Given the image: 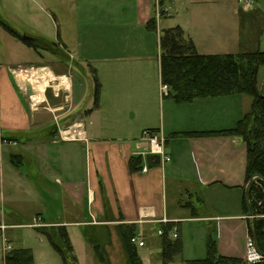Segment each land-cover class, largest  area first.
I'll return each instance as SVG.
<instances>
[{
  "label": "crops",
  "instance_id": "0c3cea01",
  "mask_svg": "<svg viewBox=\"0 0 264 264\" xmlns=\"http://www.w3.org/2000/svg\"><path fill=\"white\" fill-rule=\"evenodd\" d=\"M98 1L99 4L105 2L104 9H112L110 6L115 5L136 8L137 24L142 27L151 19L161 21L157 16L158 19L153 18L154 0ZM213 2L192 0L189 4L193 6H184L174 17L175 25L200 54H205L200 52L202 41L212 40L213 30H217L212 12L205 14V11L217 6L194 5H211ZM168 8L167 16L171 19L172 6ZM241 10L249 12V9ZM10 26L19 33L14 25ZM172 27L175 26L167 28ZM242 30L239 20L235 28L238 43H241ZM103 33L104 42L114 34H109L108 30ZM26 35L35 40L43 39L38 34ZM57 40L60 48H68L62 38ZM21 45L32 49L41 59L36 49L0 26L1 202L6 195L8 200L9 195L15 194L18 197L13 198L16 197L17 202L22 194L36 201L35 218H40L45 225L64 226L72 246L69 228L81 230L92 251L88 239L103 232L106 238L109 237L103 247L111 264H119L111 246L120 254L121 264H126L118 233V227L123 226L131 227L145 241V247L141 249L151 252L146 257L148 264H184L186 260L203 258L213 230L219 255L246 259L249 231L242 199L246 186L247 150L240 136L223 133L234 128L249 111L251 101L246 94L196 97L179 102L170 93L169 86L162 82L161 52L152 55L151 51L127 53L117 50L106 51L97 60L92 55L83 56L87 60L83 74L85 76L87 67L91 75L90 78L87 76L91 82L89 91L93 94L90 109L81 111L80 115L74 114V108L60 110L63 103L56 102L59 90L64 88L61 80L67 85L64 89L71 107L72 103L79 106L86 89L75 92L70 71L54 72L43 67L38 69L49 73V82L55 80L58 84L51 95L43 92L39 104L45 102V106L52 105L53 109L44 106L32 111L20 86L24 82L19 78L26 71H16L25 63H18V58L9 55ZM143 47L141 44L136 46ZM240 51L243 49L236 53ZM90 62L96 63V68ZM95 80L99 85L97 106L94 103ZM162 85L167 86L166 95L161 93ZM29 88L28 94L32 92ZM42 109H49L52 119L56 120L58 127H53L55 122H52V133L45 125V118L33 114L44 111ZM55 109L57 111L53 112ZM76 115L77 120H74ZM65 123L67 126L63 127ZM69 128L73 129V136L64 137L62 131ZM145 129H157L164 138L167 161L155 155H139L141 151L136 143ZM190 132L199 134H186ZM4 153L8 159H4ZM136 156L141 157L145 172L130 168L129 161ZM230 191L238 192V201L220 200L222 209H217V205L212 204V194ZM162 219L167 223L163 224ZM0 224L5 229L21 226L6 223L1 215ZM173 227L179 232L181 253L165 263L157 231ZM4 236L13 249L10 238ZM3 258L4 255L2 263Z\"/></svg>",
  "mask_w": 264,
  "mask_h": 264
},
{
  "label": "rangeland",
  "instance_id": "374dc122",
  "mask_svg": "<svg viewBox=\"0 0 264 264\" xmlns=\"http://www.w3.org/2000/svg\"><path fill=\"white\" fill-rule=\"evenodd\" d=\"M190 1L192 0H154L153 18H161V21L156 22L154 19H151L154 20V24L150 20L142 27L137 24L138 14L136 8L134 9L129 5H124V7L122 5H115L110 6L112 9H104L105 2L99 4L98 0H0V17L5 22L14 25L22 35L26 33L38 34L43 39L54 43H38L39 47L35 49L41 54V59H38V55L32 49L22 45V47H19L20 49H13V53H9L13 59L18 58V63H25L22 67L16 68V71H26L19 79L21 82H24L20 86L24 91L30 109L35 111L47 105L43 102L42 104L33 106L30 94H28V88H31L34 83L29 78V73L34 72L31 69L43 67L52 69L54 72L70 71L74 79L75 92H81V88L86 89L83 101L76 107L73 103L71 107L65 89L59 90L56 104L61 105L63 103L60 110L71 111L74 108V114L80 115L81 111L90 109L93 106V94L89 91L91 82H89L87 76L90 78L91 75L87 67L85 72L86 77L83 74L82 69H84L83 67L87 63L86 57L84 58L83 56L92 55L97 60L104 52H118L117 50L122 52L127 51V53L151 51L152 55L158 54L160 52L158 45L160 46L162 29L168 26H176L174 22L176 13H180V10L184 6H193L189 4ZM168 6H172V10L170 11L171 19L167 16ZM194 6H217L205 11V14L212 12L211 18L216 23L217 30H213L214 34L210 37L212 40L209 42L202 41L200 52L205 54L232 52L234 54L240 48L244 52L254 50L264 52V0H214L211 5L199 3V5ZM243 8L249 9V12H243L241 10ZM212 9L214 10L212 11ZM180 19L183 20V18ZM239 20L241 21V27H243L241 43L240 41L239 43L235 41V28H237ZM107 30L109 34L113 32L114 34L108 37V42H104L106 40L102 41L101 37L105 34L103 31L106 32ZM4 36L5 39L8 38L7 35ZM58 37L59 39H63L68 48H60L57 40ZM138 42H141L139 44L144 47L136 48L139 45ZM8 47H10V44ZM108 47L109 49H107ZM14 52L17 53L15 54ZM90 64L95 68L97 66L96 63L90 62ZM81 82L83 83V87L81 86ZM257 82L258 90H260L264 82V65H261L258 69ZM56 84L58 83L54 80L49 82L48 86L44 88L47 96L52 94V90H55L54 86ZM246 96L252 102L251 97ZM45 107L53 109L52 105ZM42 110L44 111L33 114L43 116L45 118V125L49 127V131L52 133L53 127H58L56 120L55 118L52 119V113L49 109ZM55 111L57 110L55 109L53 112ZM76 117L77 115L74 117V120H77ZM52 122H55L53 127ZM66 126V123L63 124V127ZM8 158L7 154L4 153V159ZM30 182L33 183V180H30ZM238 195V192L233 191L212 194V204L217 205V209L221 210L220 200L225 199L229 202H236L238 201ZM14 196L9 195L8 201V196L6 195V199L2 200L3 202L0 201V215L6 223H18L21 226L0 229V264H4L2 263V256L4 254L1 251L3 248L2 238H5L4 235L10 238L13 248L30 250L32 264H63L60 255L51 246L47 237L35 227L28 225L30 223L33 224L36 220L34 207L37 205V202L30 200L23 194L20 197V201L18 200L19 202H17L16 197L13 198ZM245 217L248 219L247 214H245ZM69 230L75 248L74 253L77 257V264H99L94 252L91 250V246L85 243L81 230L77 228H69ZM80 232L81 234H79ZM177 233H179L178 230ZM2 234L4 235L2 236ZM97 234L93 239L100 246H103L105 241H109V237L107 239L103 232L102 234L101 232ZM212 238L215 239L214 230ZM111 252L117 258L116 261L121 264V256L114 246H111ZM149 253H151L150 250L139 248V256L141 261H144V264H148L146 257L150 255ZM204 256H206V252ZM111 261L113 262V260Z\"/></svg>",
  "mask_w": 264,
  "mask_h": 264
},
{
  "label": "trees",
  "instance_id": "16d2710c",
  "mask_svg": "<svg viewBox=\"0 0 264 264\" xmlns=\"http://www.w3.org/2000/svg\"><path fill=\"white\" fill-rule=\"evenodd\" d=\"M154 24V20L150 21ZM0 26L11 36L21 39L16 32L0 17ZM160 35L161 79L169 86L170 93L179 102H188L196 97L217 96L226 94H246L251 97L250 109L236 123L234 128L224 130L240 136L247 150L245 167L246 184L253 176H259L260 184L251 182L246 199L243 195L242 208L245 214L252 213L254 219L248 223L249 235L253 238L259 253L263 255L257 262H247L241 258L219 255L215 239L210 237L207 243L206 256L201 259L186 260L184 264H264V85L262 93L258 90V69L264 65V52L260 50L240 51L234 54H200L191 40H188L178 26L163 29ZM35 41V42H34ZM25 42V41H24ZM29 47L38 48L45 40L25 42ZM99 85L95 80L94 103L98 105ZM158 132L157 129H145ZM221 133V132H219ZM186 134H199L190 132ZM130 168L141 169V157L129 161ZM250 226L252 230L250 229ZM45 235L60 255L63 264H77L73 246L64 226L45 225L35 227ZM118 233L126 254V264H142L138 248L130 242L135 234L129 226L118 227ZM161 238L162 258L165 263L181 253V244L168 237L169 228L164 229ZM93 252L99 264H111L103 246L95 239L89 238ZM4 264H32L29 249L13 248L4 256Z\"/></svg>",
  "mask_w": 264,
  "mask_h": 264
},
{
  "label": "built area",
  "instance_id": "2783aa9c",
  "mask_svg": "<svg viewBox=\"0 0 264 264\" xmlns=\"http://www.w3.org/2000/svg\"><path fill=\"white\" fill-rule=\"evenodd\" d=\"M161 93L166 95L168 93L167 86L162 85L161 87ZM31 99V97H30ZM65 131V130H64ZM137 148L140 149V156H146V155H155L162 158V160L167 161L168 156L164 151V138L159 134V132H150L148 130H143L141 137L138 139ZM141 171L145 172L146 168L143 166L141 167ZM252 182H255L257 184H260L262 179L259 176H253L251 178ZM247 220H249L250 224L252 223L253 219L255 218L252 213H249L247 215ZM163 224L167 223L166 219L160 220ZM31 227H40L43 226V223L40 218H36L33 224L30 225ZM0 229H4V226L0 224ZM158 236L161 238L165 235L164 229H159L157 231ZM3 236V235H2ZM168 237L171 239H176L178 237L177 228L173 227L168 231ZM130 242L134 244L137 248L145 247V241L141 238H139L137 235H134L130 238ZM12 249L11 245L6 241V238H3V254L5 255ZM246 261L247 262H257L260 261L263 257L261 253L258 252L255 242L253 238L249 235L247 237L246 242Z\"/></svg>",
  "mask_w": 264,
  "mask_h": 264
},
{
  "label": "bare ground",
  "instance_id": "6f19581e",
  "mask_svg": "<svg viewBox=\"0 0 264 264\" xmlns=\"http://www.w3.org/2000/svg\"><path fill=\"white\" fill-rule=\"evenodd\" d=\"M41 69H37L33 73L32 72L29 73L30 74L29 78H31V80L34 82L30 88V91H32L30 93V97H31V101H32L33 106H36L39 104V101L43 97L44 88H46L48 86L49 80H50L49 73L47 71L41 72ZM32 70H34V69H31V71ZM39 77H41V78L44 77V78L40 79ZM60 84L63 85L64 88L67 87L66 83L62 80H61ZM56 87L57 86H54V88H56ZM73 134H74V131L72 128H69V129H66L65 131H62V135L64 137L65 136L70 137V136H73Z\"/></svg>",
  "mask_w": 264,
  "mask_h": 264
},
{
  "label": "water",
  "instance_id": "95a60500",
  "mask_svg": "<svg viewBox=\"0 0 264 264\" xmlns=\"http://www.w3.org/2000/svg\"><path fill=\"white\" fill-rule=\"evenodd\" d=\"M21 39H22L23 41H25V42H32V41H33V38L30 37V36H28V35H26V34L21 35ZM263 85H264V82L262 83L261 88H260V90H259L260 93H262ZM251 182H252V181L250 180V181L246 184V186H245V191H244V193H245V197H246V199H248L247 194H248V189H249V186H250ZM250 229L252 230L251 226H250Z\"/></svg>",
  "mask_w": 264,
  "mask_h": 264
}]
</instances>
